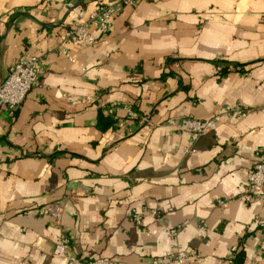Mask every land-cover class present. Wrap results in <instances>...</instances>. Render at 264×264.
<instances>
[{
    "label": "crops",
    "instance_id": "1",
    "mask_svg": "<svg viewBox=\"0 0 264 264\" xmlns=\"http://www.w3.org/2000/svg\"><path fill=\"white\" fill-rule=\"evenodd\" d=\"M57 1L0 0V85L45 62L0 111V264H64L59 242L86 263L264 264V200L245 189L264 159V0H138L70 60L60 31L117 0ZM215 114L194 144L167 124ZM141 209L158 219L135 225Z\"/></svg>",
    "mask_w": 264,
    "mask_h": 264
},
{
    "label": "built area",
    "instance_id": "2",
    "mask_svg": "<svg viewBox=\"0 0 264 264\" xmlns=\"http://www.w3.org/2000/svg\"><path fill=\"white\" fill-rule=\"evenodd\" d=\"M138 0H117L110 5L97 6L93 11L87 12L80 10L77 14V20L68 29L60 31L58 40L60 52L70 60V55L65 47L69 46L76 49L91 47L95 44L92 30H97L105 35L112 27L113 23L119 18L124 8L135 5ZM57 0H36L38 5L56 4ZM63 8L68 9L67 5ZM45 62L42 58L32 55L23 56L9 71L8 77L0 85V111L13 117L23 104L28 93L39 86V77L44 72ZM221 115L215 114L208 120L182 119L178 121H169L167 124L180 134H186L189 140L194 144L202 135L217 130ZM187 153H194L191 148ZM245 189L250 195L251 201L260 202L264 200V159L255 164L248 172ZM224 206V202H220ZM143 214L151 220H157L158 214L154 210L141 209L132 212V221L135 225L143 224ZM256 228L264 231V218L254 220ZM170 235L175 238L178 235L177 230H172ZM53 257L62 260L64 264H110L109 261L98 259L93 262H82L72 257L67 252V247L63 242L56 244ZM186 261V255L178 250L164 252L155 259L152 264H183Z\"/></svg>",
    "mask_w": 264,
    "mask_h": 264
}]
</instances>
